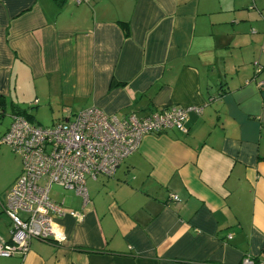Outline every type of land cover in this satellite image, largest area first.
Here are the masks:
<instances>
[{
    "label": "crops",
    "instance_id": "0c3cea01",
    "mask_svg": "<svg viewBox=\"0 0 264 264\" xmlns=\"http://www.w3.org/2000/svg\"><path fill=\"white\" fill-rule=\"evenodd\" d=\"M263 82L262 0H0L3 118L202 109L89 179L87 204L64 198V242L34 240L0 264H264ZM20 160L0 175L5 241Z\"/></svg>",
    "mask_w": 264,
    "mask_h": 264
},
{
    "label": "built area",
    "instance_id": "2783aa9c",
    "mask_svg": "<svg viewBox=\"0 0 264 264\" xmlns=\"http://www.w3.org/2000/svg\"><path fill=\"white\" fill-rule=\"evenodd\" d=\"M89 1L76 0V3ZM192 111L200 114L202 109L173 106L145 117L131 113L118 118L90 108L51 127L12 115V124L0 144L10 147L22 159L23 167L6 197L5 212L12 232L10 241L0 237V258L24 257L34 240L64 242L66 235L56 219L65 211L63 203L51 199L54 186L73 191L87 204L89 179L112 177L138 151L147 135H159L171 129L186 132L188 114ZM173 199L178 198L173 196ZM72 216L83 218L78 212ZM243 264H255V261L246 257Z\"/></svg>",
    "mask_w": 264,
    "mask_h": 264
},
{
    "label": "rangeland",
    "instance_id": "374dc122",
    "mask_svg": "<svg viewBox=\"0 0 264 264\" xmlns=\"http://www.w3.org/2000/svg\"><path fill=\"white\" fill-rule=\"evenodd\" d=\"M262 1L264 2V0ZM38 109L36 111L31 109H24L25 111H27V114L29 116H32V118L29 119V122L42 127H51L54 124V120L56 118V109L55 113L45 105L40 106ZM12 121L13 118L9 114L4 118H0V139L8 131L12 124ZM20 164V158L14 154L9 146H0V175L6 176L14 174L18 170V166L20 167ZM72 192L73 191H67L59 186H54L50 196L52 200L60 203L64 198L68 200L69 197H71Z\"/></svg>",
    "mask_w": 264,
    "mask_h": 264
},
{
    "label": "trees",
    "instance_id": "16d2710c",
    "mask_svg": "<svg viewBox=\"0 0 264 264\" xmlns=\"http://www.w3.org/2000/svg\"><path fill=\"white\" fill-rule=\"evenodd\" d=\"M56 1L59 3V5H62V3L64 2V0H56ZM0 107L2 109L1 117H3L4 114H5L4 106L2 104H0ZM13 115L21 116V117L25 118L28 121H29L30 118H32V116H29L27 114V111H25V110L24 111H16Z\"/></svg>",
    "mask_w": 264,
    "mask_h": 264
}]
</instances>
